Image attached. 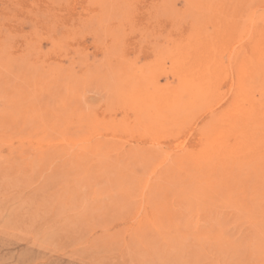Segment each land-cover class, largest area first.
<instances>
[{"label": "rangeland", "instance_id": "1", "mask_svg": "<svg viewBox=\"0 0 264 264\" xmlns=\"http://www.w3.org/2000/svg\"><path fill=\"white\" fill-rule=\"evenodd\" d=\"M262 10L0 0V264H264V33L253 146L210 172L187 157L225 126Z\"/></svg>", "mask_w": 264, "mask_h": 264}, {"label": "bare ground", "instance_id": "2", "mask_svg": "<svg viewBox=\"0 0 264 264\" xmlns=\"http://www.w3.org/2000/svg\"><path fill=\"white\" fill-rule=\"evenodd\" d=\"M255 25H256L255 21H252L251 28L247 36V46H246L247 50H246V54L244 57V61L242 60L245 65V68L243 69H240V67L238 68V70L240 69V71L238 72L237 70L238 76L236 78V81L232 84L233 88L235 89L233 90L235 91L233 100L231 104L229 105V107L223 111V117L225 119L224 123L226 122V124H223V125L225 126L223 128H220L214 133H210L211 135H208L207 137L208 140L206 144L202 147V149L199 152H195V153L187 155V157L192 161V163L195 166L202 167V168L204 167V169L209 170V172L211 171L210 169L213 168L214 165L218 166V165H223L225 163L227 164V163H230L234 159H238L242 157L241 155L243 154V152H246L247 150L250 149L251 146H253L252 138L250 139V134L248 135V124H249L248 122H249V118L251 115L258 114L260 112V106L258 105V103L255 102V100L249 94V89L253 85L252 84L253 81H247V79L251 77L254 72L252 68H250L247 59L250 54L254 55L256 52H260L259 47L261 46L262 36L264 33L263 27L258 26L259 27L258 28ZM230 61H229V64L231 66L233 63L231 64ZM217 63H219L220 66L223 65V63L220 64L221 62H218V60H217ZM229 64L227 66H229ZM235 64H237V62ZM224 68L225 67L223 66H222V69L220 67L222 71L224 70ZM229 70L231 71V69ZM224 72H223V75H224ZM227 73L225 72L224 76H226ZM230 80L232 81V79ZM232 86H231V90H232ZM231 90L229 92H231ZM226 136L232 137L234 142L232 144L227 143L226 140L224 139Z\"/></svg>", "mask_w": 264, "mask_h": 264}]
</instances>
